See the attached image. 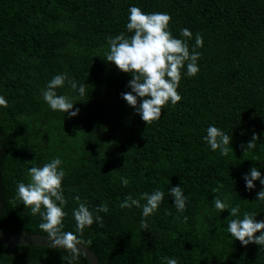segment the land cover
Wrapping results in <instances>:
<instances>
[{
  "label": "trees",
  "instance_id": "trees-1",
  "mask_svg": "<svg viewBox=\"0 0 264 264\" xmlns=\"http://www.w3.org/2000/svg\"><path fill=\"white\" fill-rule=\"evenodd\" d=\"M131 7L170 15L168 30L190 53L196 35L203 38L195 49L198 73L188 76L185 62L181 100L169 101L150 125L122 98L131 75L106 61L109 39L133 34L126 28ZM60 74L85 84L83 96L67 81L56 89L79 109L75 117L43 99ZM0 96L7 101L0 106V230L47 234L41 216L16 198L17 185L30 182L31 167L58 157L67 200L63 230L89 246L99 264H167V258L264 264V246H242L228 232L229 221L245 213L264 221V200H256L264 185L254 181L249 191L243 178L253 166L264 177V0H0ZM209 126L231 137L227 156L204 139ZM253 133L260 139L244 152ZM174 186L188 197L183 212L170 195ZM155 190L164 198L151 216L121 209L129 195L139 199ZM75 197L103 223L94 219L78 232ZM216 198L230 207L217 210ZM102 204L107 214L96 211ZM236 205L238 216L231 217ZM65 255L47 246L0 245V264H67ZM78 264H88L83 255Z\"/></svg>",
  "mask_w": 264,
  "mask_h": 264
},
{
  "label": "clouds",
  "instance_id": "clouds-1",
  "mask_svg": "<svg viewBox=\"0 0 264 264\" xmlns=\"http://www.w3.org/2000/svg\"><path fill=\"white\" fill-rule=\"evenodd\" d=\"M129 13L126 28L129 33L133 34L127 37L122 33L110 38L106 61L113 63L121 72L131 75L132 78L128 83L130 91L122 93V98L141 116L146 125H150L161 117L162 109L169 101L174 106L181 100L177 88L181 80L180 69L185 66V62H188V76H195L198 73L197 61L201 54L195 49L203 46V38L200 34L196 35L195 45L190 53L188 43L174 38L168 30L170 15L166 13L145 14L138 7H131ZM181 35L188 39L192 37L188 29L181 30ZM66 81L80 96L85 94V84H77L76 81L69 79L67 74H60L48 83L43 91V99L53 111L65 113L71 118L78 115L79 109L73 110L74 103L70 98L57 95L56 92V89L65 86ZM0 106L7 107V101L2 96H0ZM204 139L213 151L219 149L222 155L229 154L231 137L217 127L209 126ZM259 139L260 137L253 133L247 145H241L244 152L254 149L255 142ZM61 164V159L57 157L43 167H31L28 173L30 182L27 184L21 182L17 185L16 198L22 201L25 209L31 210L32 215L41 216L42 222L39 227L52 241L51 247L59 248L67 253L62 256V260L67 264H78L82 253L77 246L82 245L83 241L73 232L63 230V218L66 216L63 207L67 204V200L62 193L61 185L65 171L59 169ZM243 178L246 190H253L254 181L257 180L264 185V177L255 166ZM121 181L124 185L129 183L124 177H121ZM169 191L174 199V206L178 211L183 212L188 197L184 195L182 187L174 186ZM163 198L164 193L159 190L151 194L143 193L139 199H134L129 195L120 207L121 209L142 208V216L147 218L157 210ZM75 199L79 204L78 208L73 211L78 232L82 234L86 226L94 223V219L103 223L101 216L96 215L94 218L88 206L85 203H79V197ZM141 199L146 203L142 205ZM256 200H264V189L257 193ZM214 205L221 212L230 207L228 203L222 202L219 198L214 200ZM96 211L107 214L109 209L107 205L102 204ZM239 211V205L231 207L230 216L237 217ZM141 226L147 229L146 219L141 221ZM228 232L242 246L246 247L253 243L264 246V221H257L253 214L245 213L242 220L231 219L228 223ZM256 233L260 235L257 236ZM167 264H177V260L167 258Z\"/></svg>",
  "mask_w": 264,
  "mask_h": 264
},
{
  "label": "water",
  "instance_id": "water-1",
  "mask_svg": "<svg viewBox=\"0 0 264 264\" xmlns=\"http://www.w3.org/2000/svg\"><path fill=\"white\" fill-rule=\"evenodd\" d=\"M51 244L52 241L44 233L0 230V245L2 246L39 245L51 247ZM77 247L81 251V255L86 258L88 264H99L97 254L89 246L82 243V245Z\"/></svg>",
  "mask_w": 264,
  "mask_h": 264
}]
</instances>
